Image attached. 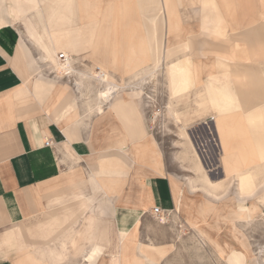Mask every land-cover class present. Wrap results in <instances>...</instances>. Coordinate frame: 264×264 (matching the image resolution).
<instances>
[{
  "label": "crops",
  "instance_id": "obj_1",
  "mask_svg": "<svg viewBox=\"0 0 264 264\" xmlns=\"http://www.w3.org/2000/svg\"><path fill=\"white\" fill-rule=\"evenodd\" d=\"M61 52L101 69L95 115L77 96L84 80L75 90L60 74ZM162 63L172 94L191 92L196 115L212 120L214 182L237 183L243 167L214 119L226 102L240 112L264 183V0H0V264H89L91 249L92 264H167L182 240L177 225L209 221L218 200L179 180L142 103L118 95L124 85L110 72ZM156 206L175 209L173 220L160 221Z\"/></svg>",
  "mask_w": 264,
  "mask_h": 264
},
{
  "label": "rangeland",
  "instance_id": "obj_2",
  "mask_svg": "<svg viewBox=\"0 0 264 264\" xmlns=\"http://www.w3.org/2000/svg\"><path fill=\"white\" fill-rule=\"evenodd\" d=\"M212 11L217 10L212 9ZM29 44L32 49L38 48L33 41H29ZM73 66L78 72L73 73L71 77L64 75L62 77L65 81L70 79L75 90V80H84V87L81 92L77 91V96H83L85 99L83 102L87 101V106L89 104L88 114L93 116L96 114L97 96L107 84L104 86L98 78L94 77L96 75L94 73H100L101 69L89 57L73 62ZM167 66L166 63L154 66L150 64L147 70L143 67L132 73L120 70L114 73L112 69L110 72L116 83L124 85L118 95L137 96L136 100L142 103L148 127L167 158L175 162L174 172L179 176V180L187 186L191 185L190 181H194L195 189L201 195L200 199L205 200L209 197L208 194L214 197V189L207 188L199 179L200 173L194 167L197 157L193 146L200 155L202 166L208 170L209 177L220 181L221 173L219 164L216 163L219 155L217 136L206 123L208 121L212 125L211 118L199 119L196 115L195 110L199 107L193 100L191 92L180 97L172 94ZM79 71L86 75L85 78L79 74ZM98 90H100L99 93ZM134 91H139V95H136ZM110 100L107 99L105 110ZM174 111L178 114V118L172 113ZM87 121L91 122L90 119ZM141 121L143 123L142 119ZM184 127L186 129H183ZM186 132L193 141V146L190 148L187 147L189 140H187L188 136L184 135ZM186 150L189 151L187 158L184 157ZM258 161L257 159L254 165L257 166ZM252 166L250 169L255 174L257 184L256 195L252 198L238 199L237 183L219 182L222 187L216 190V194L221 196L214 197L218 201L210 200L216 208L213 216L211 215L209 221L198 227L187 223L183 228L182 224L177 225L180 227L182 240L178 242L173 255L167 259V264H264V183H258L259 168ZM242 212H247L249 216L243 218ZM105 221L107 228L110 229L107 238L112 240V227L108 217Z\"/></svg>",
  "mask_w": 264,
  "mask_h": 264
},
{
  "label": "bare ground",
  "instance_id": "obj_3",
  "mask_svg": "<svg viewBox=\"0 0 264 264\" xmlns=\"http://www.w3.org/2000/svg\"><path fill=\"white\" fill-rule=\"evenodd\" d=\"M45 48H47V46ZM58 57H59V55H58ZM70 66L71 67L73 66L72 58L70 60ZM57 68L60 69L59 70L60 74L64 75L63 64H61L60 61L58 62ZM71 71H73V68H71ZM53 74H55V73H53ZM94 74H96L95 77H98L97 73H94ZM99 75H100L99 77H101V78L102 77L107 78L103 74H99ZM117 90H118L117 85L115 87L114 86L110 87L108 89V91H106L103 94V96L106 97L107 99H110L114 95V92H116ZM203 103H204V101H203ZM207 108H208V106H207ZM214 109H215V116H216V118L214 116V119L216 120L217 128H218V131L220 133V137H221V141H222L224 149L229 150L228 152H230L234 149H238L239 150L238 154H239L241 161L243 163V167L238 168L235 171L237 181H238L237 187L239 190L237 192L238 199L242 200L244 198H252L257 193V184H256L255 174L250 169V167L252 165H254V162L258 159L259 154L256 153V150L254 149L255 145L252 146L247 130L245 129V127L242 126V119L239 118L240 112L239 111L237 112V110H232V104L226 103V102H224V103L219 102L216 106L214 105ZM233 111H236V112H233ZM172 113L174 115H176V118H178L177 113H174V112H172ZM226 113H228L229 117H227ZM233 113H235V114H233ZM183 129H186V128L184 127ZM184 135L188 136V140L190 141L189 133L186 132V134H184ZM190 144H191V141H190ZM261 144H262V142H261ZM259 145H260V143H259ZM184 154H185L184 157L187 158L189 156V151L186 150ZM196 157H197V161L195 162V169L200 173L199 179H201L205 183L207 188L212 187L214 189V192H213L214 197L219 198L221 195L216 194V190L219 189L220 187H222V184L221 183H215L214 180L212 181L210 179L209 175L206 172V169L204 168V166H202V161H201L200 155L197 151H196ZM241 216L243 218H246L249 216V214L247 212H242ZM91 250H90L91 252L87 255V258L89 260V264H92L93 261L96 260V257H97V252L94 251L95 249H91Z\"/></svg>",
  "mask_w": 264,
  "mask_h": 264
},
{
  "label": "built area",
  "instance_id": "obj_4",
  "mask_svg": "<svg viewBox=\"0 0 264 264\" xmlns=\"http://www.w3.org/2000/svg\"><path fill=\"white\" fill-rule=\"evenodd\" d=\"M58 58L61 64H63L64 76L71 77L72 75L71 66H70L71 58L64 52H61ZM46 143L49 145L51 144V141L48 140ZM153 213L160 221L168 224L172 221L174 214H176V210L175 209H163V208L156 206L153 208Z\"/></svg>",
  "mask_w": 264,
  "mask_h": 264
}]
</instances>
